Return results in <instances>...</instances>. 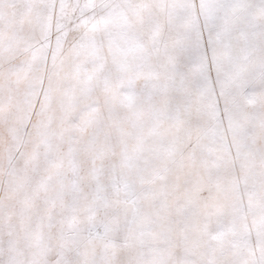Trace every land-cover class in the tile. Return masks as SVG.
<instances>
[{
	"label": "snow or ice",
	"instance_id": "1",
	"mask_svg": "<svg viewBox=\"0 0 264 264\" xmlns=\"http://www.w3.org/2000/svg\"><path fill=\"white\" fill-rule=\"evenodd\" d=\"M0 264H264V0H0Z\"/></svg>",
	"mask_w": 264,
	"mask_h": 264
}]
</instances>
